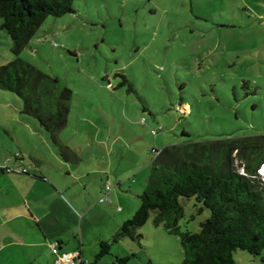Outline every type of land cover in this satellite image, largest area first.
<instances>
[{"label": "rangeland", "instance_id": "374dc122", "mask_svg": "<svg viewBox=\"0 0 264 264\" xmlns=\"http://www.w3.org/2000/svg\"><path fill=\"white\" fill-rule=\"evenodd\" d=\"M2 22L0 16V66L16 56ZM20 57L72 88L60 137L87 141L85 155L97 156L80 168L100 166L97 184L106 185L109 175L120 186L112 173H131L143 159L149 173L154 148L264 133V0H74L73 11L47 17ZM22 106L21 97L0 88V167L55 169L63 172L57 182L74 178L66 165L78 163L60 160L40 121L17 110ZM2 171L5 204L15 192ZM144 183L130 196L139 207ZM181 201V228L198 231L211 210L195 197ZM154 214L139 229L140 242L127 238L139 252L128 264H174L184 255L176 235L171 249L148 229L157 231ZM234 253L237 264H264V250Z\"/></svg>", "mask_w": 264, "mask_h": 264}, {"label": "trees", "instance_id": "16d2710c", "mask_svg": "<svg viewBox=\"0 0 264 264\" xmlns=\"http://www.w3.org/2000/svg\"><path fill=\"white\" fill-rule=\"evenodd\" d=\"M73 8L74 0H0L2 27L11 34L16 55L0 66V88L21 97L22 111L40 121L62 158L78 163L79 153L60 137L68 122L72 88L60 86L57 77L20 57L48 16H62ZM157 151L147 186L139 195L140 207L99 242L91 261L84 260L78 250L80 264H100L125 237L140 242L139 229L153 210L155 226L164 225L180 239L185 254L180 264H237L236 249L263 253L264 184L258 169L264 163V133L172 143ZM182 197H195L211 210L198 231L181 228ZM129 258L117 253L112 264H128Z\"/></svg>", "mask_w": 264, "mask_h": 264}, {"label": "crops", "instance_id": "0c3cea01", "mask_svg": "<svg viewBox=\"0 0 264 264\" xmlns=\"http://www.w3.org/2000/svg\"><path fill=\"white\" fill-rule=\"evenodd\" d=\"M18 109L22 112V108ZM85 119L83 116L80 121ZM62 141L81 155L77 167L66 165V176L73 175L72 179L57 182L63 172L57 174L55 169L50 168H27L28 172L24 173L17 170L8 172L0 167L3 169L2 181L15 192L10 197L5 195V204L0 203V219H3L0 222V264H55L61 253L78 250L82 252V258L89 262L98 251L99 242L108 239L139 208L138 200L130 196L135 191L140 192L144 182L147 186L150 172H146V160H139L135 169L131 170V173L135 171V177L128 186L126 179L131 173L114 172L111 177L120 186H113L108 175L106 181H109L110 188H106L104 183H96L102 169L100 166H91L89 163L86 168H80L85 159L92 160L97 156L94 153V156L91 153L85 155L87 141L76 142L73 135L64 137ZM59 158L62 162L72 164L61 155ZM163 226H155L156 232L148 229L174 249L179 238L171 240L174 235ZM127 238L115 243L111 254L103 257L100 264H112L117 253L136 257L133 254L138 255L139 252L135 249V243L127 241ZM128 245L130 252L127 251ZM177 251L184 253L183 246ZM184 255L179 263L174 264H180Z\"/></svg>", "mask_w": 264, "mask_h": 264}, {"label": "built area", "instance_id": "2783aa9c", "mask_svg": "<svg viewBox=\"0 0 264 264\" xmlns=\"http://www.w3.org/2000/svg\"><path fill=\"white\" fill-rule=\"evenodd\" d=\"M152 132L154 134H156L157 129L153 128ZM153 151L157 154L159 153V151H157L156 148H154ZM19 156L20 155H18L17 157H19ZM14 170L21 171L24 173L28 172L27 168H25L23 165H19V167L17 169H12V168L7 169L8 172H12ZM106 188H110L109 182L106 184ZM55 264H80V252L79 251H75L72 253L71 252H63L57 257V259L55 260Z\"/></svg>", "mask_w": 264, "mask_h": 264}, {"label": "clouds", "instance_id": "9594fccd", "mask_svg": "<svg viewBox=\"0 0 264 264\" xmlns=\"http://www.w3.org/2000/svg\"><path fill=\"white\" fill-rule=\"evenodd\" d=\"M263 165H264V164H262V165L260 166V168H259V169L261 170V171H260L261 174H264L263 169H262Z\"/></svg>", "mask_w": 264, "mask_h": 264}, {"label": "water", "instance_id": "95a60500", "mask_svg": "<svg viewBox=\"0 0 264 264\" xmlns=\"http://www.w3.org/2000/svg\"><path fill=\"white\" fill-rule=\"evenodd\" d=\"M264 164V163H263Z\"/></svg>", "mask_w": 264, "mask_h": 264}]
</instances>
